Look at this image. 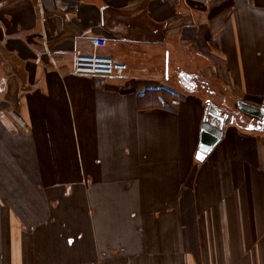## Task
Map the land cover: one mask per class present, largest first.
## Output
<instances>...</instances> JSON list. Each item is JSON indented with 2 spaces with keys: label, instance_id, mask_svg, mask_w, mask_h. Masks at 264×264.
Instances as JSON below:
<instances>
[{
  "label": "crops",
  "instance_id": "0c3cea01",
  "mask_svg": "<svg viewBox=\"0 0 264 264\" xmlns=\"http://www.w3.org/2000/svg\"><path fill=\"white\" fill-rule=\"evenodd\" d=\"M149 45L264 108V0H0V264H264V130L198 161L206 102L150 81ZM80 52L128 71L75 75Z\"/></svg>",
  "mask_w": 264,
  "mask_h": 264
},
{
  "label": "rangeland",
  "instance_id": "374dc122",
  "mask_svg": "<svg viewBox=\"0 0 264 264\" xmlns=\"http://www.w3.org/2000/svg\"><path fill=\"white\" fill-rule=\"evenodd\" d=\"M218 9H220V7L214 8V10H216L214 12V16H216ZM203 32V35L208 33L205 32L204 29ZM211 32L212 30L210 29V33ZM200 33H202V31ZM170 44L172 43L170 42ZM169 49L168 51L161 49V52H159V47H153L149 45L142 50L143 54H148V64H151L154 58V54L160 53L159 58L161 61H158L159 58L157 57L158 65L155 66L157 67V70L152 68L148 70L147 76L150 81H152L153 77H156V75L159 74L160 78L162 79V82L166 84V88L171 90L170 92L172 93H177L180 96H184L188 93L194 95H201V97L205 100L206 104L207 102H210L219 110L224 109V111L228 113H235L236 120L238 119L239 121L244 122L245 126L247 127H249L250 125L252 127L254 126L253 128H255L256 123L261 124L260 122H257V119H251L249 116L243 114L238 110L236 102L238 98L234 87L232 90L226 88L222 84L221 79L219 77H215L216 74L219 75L216 71V74L214 73V76L208 74L211 73V69L207 67L208 60H206V57H203L198 54V56L194 58L193 56L184 54L182 49L177 51L175 46L173 45H170ZM177 57H180L181 60H177ZM217 63L221 64V62ZM213 67V70H218L217 66L215 67L214 65ZM166 97H172V94H165V98ZM165 103L166 105H168L167 102ZM243 118L245 119L244 121ZM262 129L264 130V126H262ZM175 207L177 209L173 214L178 216L181 213H187L189 211H192L191 209H194V207L188 209L187 206L184 204H179ZM170 223L174 224L175 222ZM180 223L181 228L183 229L181 230V238H183V243L185 244V246H187L185 242L186 232L184 231L183 220Z\"/></svg>",
  "mask_w": 264,
  "mask_h": 264
},
{
  "label": "water",
  "instance_id": "95a60500",
  "mask_svg": "<svg viewBox=\"0 0 264 264\" xmlns=\"http://www.w3.org/2000/svg\"><path fill=\"white\" fill-rule=\"evenodd\" d=\"M237 107L243 114L257 119V122L264 123V108L244 101L237 102ZM206 108V120L202 125L200 146L196 155L198 161H202L208 152L220 141L223 127L234 123L236 120L235 113L219 110L210 102H207Z\"/></svg>",
  "mask_w": 264,
  "mask_h": 264
},
{
  "label": "built area",
  "instance_id": "2783aa9c",
  "mask_svg": "<svg viewBox=\"0 0 264 264\" xmlns=\"http://www.w3.org/2000/svg\"><path fill=\"white\" fill-rule=\"evenodd\" d=\"M105 39L94 37L91 43L100 47ZM128 71V65L112 55L97 52L77 53L74 57L72 73L83 77L117 78Z\"/></svg>",
  "mask_w": 264,
  "mask_h": 264
},
{
  "label": "trees",
  "instance_id": "16d2710c",
  "mask_svg": "<svg viewBox=\"0 0 264 264\" xmlns=\"http://www.w3.org/2000/svg\"><path fill=\"white\" fill-rule=\"evenodd\" d=\"M151 92H154V93H156V91H151ZM165 92V94H170V92H168V91H164ZM172 94V93H171ZM148 96H151V95H148ZM154 96V99H156L157 100V98H158V95L156 94V95H153Z\"/></svg>",
  "mask_w": 264,
  "mask_h": 264
},
{
  "label": "flooded vegetation",
  "instance_id": "af4514ba",
  "mask_svg": "<svg viewBox=\"0 0 264 264\" xmlns=\"http://www.w3.org/2000/svg\"><path fill=\"white\" fill-rule=\"evenodd\" d=\"M255 126H256V128H260V129H261L262 126H264V123H261V124H257V123H256ZM253 127H254V126H253Z\"/></svg>",
  "mask_w": 264,
  "mask_h": 264
}]
</instances>
